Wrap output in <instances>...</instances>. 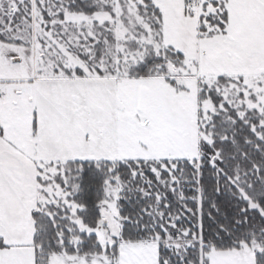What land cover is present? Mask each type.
<instances>
[{"label":"snow or ice","instance_id":"snow-or-ice-1","mask_svg":"<svg viewBox=\"0 0 264 264\" xmlns=\"http://www.w3.org/2000/svg\"><path fill=\"white\" fill-rule=\"evenodd\" d=\"M0 264H264V0H0Z\"/></svg>","mask_w":264,"mask_h":264}]
</instances>
